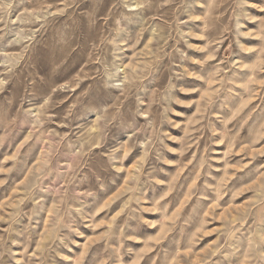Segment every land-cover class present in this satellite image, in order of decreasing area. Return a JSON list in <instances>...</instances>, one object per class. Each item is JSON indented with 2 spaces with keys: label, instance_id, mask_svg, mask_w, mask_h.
<instances>
[{
  "label": "rangeland",
  "instance_id": "1",
  "mask_svg": "<svg viewBox=\"0 0 264 264\" xmlns=\"http://www.w3.org/2000/svg\"><path fill=\"white\" fill-rule=\"evenodd\" d=\"M0 264H264V0H0Z\"/></svg>",
  "mask_w": 264,
  "mask_h": 264
}]
</instances>
